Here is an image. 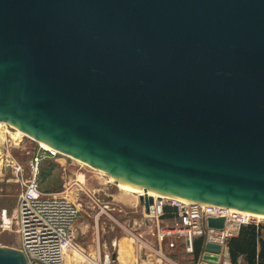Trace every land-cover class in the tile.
I'll return each mask as SVG.
<instances>
[{
    "label": "water",
    "instance_id": "obj_1",
    "mask_svg": "<svg viewBox=\"0 0 264 264\" xmlns=\"http://www.w3.org/2000/svg\"><path fill=\"white\" fill-rule=\"evenodd\" d=\"M0 121L143 188L146 213L151 190L264 215V0H0Z\"/></svg>",
    "mask_w": 264,
    "mask_h": 264
},
{
    "label": "rangeland",
    "instance_id": "obj_2",
    "mask_svg": "<svg viewBox=\"0 0 264 264\" xmlns=\"http://www.w3.org/2000/svg\"><path fill=\"white\" fill-rule=\"evenodd\" d=\"M0 132V247L19 249L20 238L15 227L2 228L3 211L8 218L13 217L25 185L32 177L36 159L40 163L42 190L68 196L78 205L73 235L76 245L87 255H96L99 244L112 253L113 240L123 237L131 241L132 234L147 228L140 197L122 190L107 173L45 149L41 142L26 134L18 136L16 129L7 123L0 127ZM254 220L264 224V219ZM191 258H185L184 263L198 264L197 259ZM242 261L238 264H244Z\"/></svg>",
    "mask_w": 264,
    "mask_h": 264
},
{
    "label": "built area",
    "instance_id": "obj_3",
    "mask_svg": "<svg viewBox=\"0 0 264 264\" xmlns=\"http://www.w3.org/2000/svg\"><path fill=\"white\" fill-rule=\"evenodd\" d=\"M39 164V159H36L32 177L25 185L13 217L8 218L3 211L2 218V228L11 230L15 227L20 238L19 249L26 251L28 264H114L112 253L102 251L100 246L96 255L89 256L76 245L73 228L79 207L68 196L42 190ZM167 207L175 209L177 221L162 228L160 225L167 214ZM143 208L146 225L153 228L160 242L168 240L171 248L182 241L185 252L194 254L198 237H204V243L221 244L222 252L217 264H232L228 241L239 234L242 226L260 225L259 221L237 210L172 198H154L149 213ZM210 217H225V230L208 228L207 219ZM141 238L138 235V241Z\"/></svg>",
    "mask_w": 264,
    "mask_h": 264
},
{
    "label": "crops",
    "instance_id": "obj_4",
    "mask_svg": "<svg viewBox=\"0 0 264 264\" xmlns=\"http://www.w3.org/2000/svg\"><path fill=\"white\" fill-rule=\"evenodd\" d=\"M176 221L177 218L167 215L162 218L160 226L162 227L164 224L163 227H165L170 225L166 222L175 223ZM136 231L138 230L136 229ZM138 235L142 237L139 241L137 239ZM200 238L204 237H198L196 241ZM132 240H125L123 237L113 240L112 244L114 245V251L112 252V256L115 258L114 264H181L184 263L185 258H191V255V259H195L194 254H188L185 252L182 241H178L176 246L171 248L169 246V241L160 242L156 233H153V228L149 226H147L144 231H139L137 235H134ZM98 246H100V244ZM104 247V249L108 248L107 244H105ZM101 249L103 251V248ZM159 251L162 254H160ZM197 261L199 264L201 258L197 259Z\"/></svg>",
    "mask_w": 264,
    "mask_h": 264
},
{
    "label": "trees",
    "instance_id": "obj_5",
    "mask_svg": "<svg viewBox=\"0 0 264 264\" xmlns=\"http://www.w3.org/2000/svg\"><path fill=\"white\" fill-rule=\"evenodd\" d=\"M166 212L165 216L176 218L174 208L167 207ZM203 247L204 238L195 241V259L201 257ZM228 248L232 264H238L240 260H243L244 264H264V224L242 226L239 234L229 239Z\"/></svg>",
    "mask_w": 264,
    "mask_h": 264
},
{
    "label": "bare ground",
    "instance_id": "obj_6",
    "mask_svg": "<svg viewBox=\"0 0 264 264\" xmlns=\"http://www.w3.org/2000/svg\"><path fill=\"white\" fill-rule=\"evenodd\" d=\"M7 122H4V121H0V127L3 125V124H6ZM8 125H10L9 123H7ZM11 126V125H10ZM11 127H13V126H11ZM14 128V127H13ZM14 129H16V131H17V134H18V136H20V134H26V133H24L23 131H21V130H19V129H17V128H14ZM4 132V131H3ZM0 134H1V132H0ZM27 135V134H26ZM29 137H31L30 135H28ZM16 138V137H15ZM32 138V137H31ZM41 145H42V147H44L45 149H50V150H52L53 152H55V153H58V151H54L53 150V148L50 146V145H48V144H46V143H42L41 142ZM61 153V152H60ZM88 165V164H87ZM89 166H91V165H89ZM91 167H93V166H91ZM93 168H95V167H93ZM101 171V170H100ZM102 172H104V171H102ZM104 173H106V172H104ZM108 174V173H107ZM109 176H110V178L113 180V181H115L116 183H117V185L122 189V190H124V191H127L128 193L130 192V193H134V195L136 194L137 196H139V197H141V196H143V195H145V191H144V189L142 188V189H133V188H129V187H125L124 185H122L121 183H120V181H119V179H113L112 178V176L110 175V174H108ZM148 195L149 196H152L153 198H157V197H159V196H163V197H165V198H172V199H175V200H177L178 198H174V197H172V196H166V195H161L160 193H158V192H154V191H149L148 192ZM178 200H181V201H184V202H187V203H189L190 201H186V200H183V199H178ZM238 211V210H237ZM240 212H242L243 214H246V215H248L249 217H251V218H256V219H264V215H260V214H255V213H250V212H246V211H240ZM99 241V240H98ZM99 243V242H98Z\"/></svg>",
    "mask_w": 264,
    "mask_h": 264
}]
</instances>
